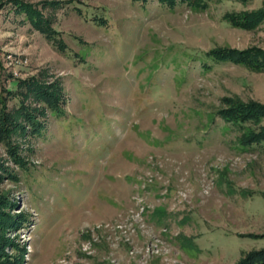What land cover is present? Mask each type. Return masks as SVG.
Returning <instances> with one entry per match:
<instances>
[{"label":"rangeland","instance_id":"1","mask_svg":"<svg viewBox=\"0 0 264 264\" xmlns=\"http://www.w3.org/2000/svg\"><path fill=\"white\" fill-rule=\"evenodd\" d=\"M12 1L0 264H235L264 246V143L237 147L216 113L264 103V70L222 53L264 50V0H21L40 26Z\"/></svg>","mask_w":264,"mask_h":264},{"label":"trees","instance_id":"2","mask_svg":"<svg viewBox=\"0 0 264 264\" xmlns=\"http://www.w3.org/2000/svg\"><path fill=\"white\" fill-rule=\"evenodd\" d=\"M163 1L167 2L169 5H172L175 2V0ZM12 2L15 8L18 10H24L36 26H40L42 22L47 21V19L45 20L42 18L39 8L34 7L31 3L22 2L21 0H14ZM40 30L44 31L45 29ZM49 32L50 33H46V36L48 35L47 37H51L52 34L55 33V30L50 27ZM57 44L63 46V43L60 41H57ZM222 53L227 55L228 59L233 63L247 65L250 69L255 71L264 70L263 49L255 46H248L242 49L232 48L223 50ZM42 94L47 104L52 106L57 104L55 99L50 97L51 93L44 90ZM222 99L223 104L217 108L216 113L219 115L222 122L225 124L230 123L232 125V130L236 132L233 139L235 145L241 149H247L252 144L264 143V103L255 99L242 100L234 94H232V97H224ZM4 106H6V104H4ZM23 106V104H20L19 108ZM3 108L1 110H3ZM1 236L2 234L0 235V254L6 256L2 251V243L4 244L7 240H3ZM18 260L19 258L17 257H5L1 263L17 264ZM235 264H264V246L242 255Z\"/></svg>","mask_w":264,"mask_h":264},{"label":"built area","instance_id":"3","mask_svg":"<svg viewBox=\"0 0 264 264\" xmlns=\"http://www.w3.org/2000/svg\"><path fill=\"white\" fill-rule=\"evenodd\" d=\"M59 264H69V260L65 255H63L61 258L58 259Z\"/></svg>","mask_w":264,"mask_h":264}]
</instances>
